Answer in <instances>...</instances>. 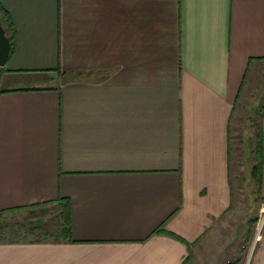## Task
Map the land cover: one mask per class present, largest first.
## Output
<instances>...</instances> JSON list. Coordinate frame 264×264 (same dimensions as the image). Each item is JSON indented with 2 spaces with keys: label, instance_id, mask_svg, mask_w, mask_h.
<instances>
[{
  "label": "crops",
  "instance_id": "crops-1",
  "mask_svg": "<svg viewBox=\"0 0 264 264\" xmlns=\"http://www.w3.org/2000/svg\"><path fill=\"white\" fill-rule=\"evenodd\" d=\"M0 5V90L51 87L0 94V210L68 198L74 240L0 242V264H264V226L246 261L220 239L249 107L264 158V0Z\"/></svg>",
  "mask_w": 264,
  "mask_h": 264
},
{
  "label": "rangeland",
  "instance_id": "rangeland-1",
  "mask_svg": "<svg viewBox=\"0 0 264 264\" xmlns=\"http://www.w3.org/2000/svg\"><path fill=\"white\" fill-rule=\"evenodd\" d=\"M8 84L7 80H3L0 83V88ZM249 109L250 107L245 109L239 123L236 142L232 141L234 149L236 147L235 143H237V161L234 158L232 163L236 207L231 225H229V232L231 233L228 236L220 237L221 242L236 239L232 242L231 247L227 249L229 253L226 259H233L236 254H241L240 257L243 261H246L247 255L252 250L250 247L254 244V238H257L264 226V198L262 197L264 187L258 185V182L254 180L255 178L250 173V163L253 160L252 158H255L252 148L253 140L254 145L257 142L255 139L259 117L254 109ZM248 116L253 117L256 124H251L254 119L249 121ZM62 205L53 202L34 209L7 212L5 220L9 225L4 229L3 238H15L19 241L56 240L60 236L61 228L65 225L62 219ZM235 228L238 232L236 238L235 233L232 232Z\"/></svg>",
  "mask_w": 264,
  "mask_h": 264
},
{
  "label": "trees",
  "instance_id": "trees-1",
  "mask_svg": "<svg viewBox=\"0 0 264 264\" xmlns=\"http://www.w3.org/2000/svg\"><path fill=\"white\" fill-rule=\"evenodd\" d=\"M0 23L3 25L5 32H6V35L10 38L11 52H12V50L14 49V44H15V31H14V27L12 25V22L9 18L8 13L3 9V7L1 5H0ZM2 72H3V67H0V77H1ZM0 82H1V78H0ZM43 88H51V87H39V88L30 87V88H20V89H18V88H14V89L7 88V89H1L0 94L4 93V92H11V91H16V90L43 89ZM260 111H261V113L264 111V105L260 109ZM254 149H255V158L257 159V162L255 163V165L253 167L252 175L254 178H256L258 180V182H261L262 175H263V165H264L263 142L261 139V135L259 136V140L257 141V144H256ZM54 202L59 203L60 205L63 204L62 205V207H63L62 219L65 223V225L60 230V236H58L57 239L54 241H56V242L63 241V240L74 241L72 239V230H71V202H70V200L68 198H65V197H60L59 199H57ZM44 204H48V203L33 204V205L25 206V207H17L14 209L0 210V242H19V240L15 239V238H12V239L3 238V234L5 233L4 229L7 228V226L9 225V223L5 220V215L7 214V212L18 211V210H22V209H34L36 207H41ZM155 232L168 233V234L175 235L169 231L163 230V228H161V227L156 229ZM175 236L180 238L182 241H185L183 238H181L177 235H175ZM33 241H43V240H33ZM187 244H188V246L191 245L190 243H187Z\"/></svg>",
  "mask_w": 264,
  "mask_h": 264
},
{
  "label": "water",
  "instance_id": "water-1",
  "mask_svg": "<svg viewBox=\"0 0 264 264\" xmlns=\"http://www.w3.org/2000/svg\"><path fill=\"white\" fill-rule=\"evenodd\" d=\"M11 52V41L0 23V67L6 65Z\"/></svg>",
  "mask_w": 264,
  "mask_h": 264
},
{
  "label": "built area",
  "instance_id": "built-area-1",
  "mask_svg": "<svg viewBox=\"0 0 264 264\" xmlns=\"http://www.w3.org/2000/svg\"><path fill=\"white\" fill-rule=\"evenodd\" d=\"M263 220H264V218H263ZM260 225V224H259ZM259 235H260V233H259Z\"/></svg>",
  "mask_w": 264,
  "mask_h": 264
}]
</instances>
